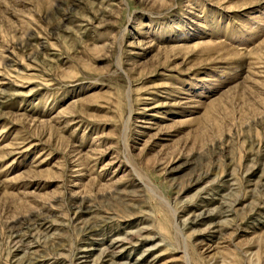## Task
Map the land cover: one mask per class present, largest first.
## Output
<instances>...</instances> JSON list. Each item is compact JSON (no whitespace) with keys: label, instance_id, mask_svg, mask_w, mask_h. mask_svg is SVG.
Wrapping results in <instances>:
<instances>
[{"label":"rangeland","instance_id":"374dc122","mask_svg":"<svg viewBox=\"0 0 264 264\" xmlns=\"http://www.w3.org/2000/svg\"><path fill=\"white\" fill-rule=\"evenodd\" d=\"M0 264H264V0H0Z\"/></svg>","mask_w":264,"mask_h":264},{"label":"bare ground","instance_id":"6f19581e","mask_svg":"<svg viewBox=\"0 0 264 264\" xmlns=\"http://www.w3.org/2000/svg\"><path fill=\"white\" fill-rule=\"evenodd\" d=\"M116 244H117V243H116ZM107 255H108V253H107ZM107 255H106V257H107ZM85 256H86V255H85ZM87 256H88V255H87ZM109 256H110V255H109ZM114 257H115V255H114ZM114 257H113V258H114ZM86 259H87V258H86Z\"/></svg>","mask_w":264,"mask_h":264}]
</instances>
